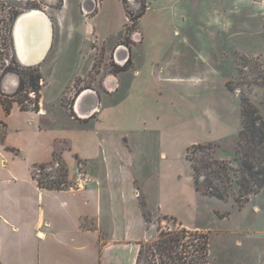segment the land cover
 Listing matches in <instances>:
<instances>
[{"label":"rangeland","instance_id":"rangeland-1","mask_svg":"<svg viewBox=\"0 0 264 264\" xmlns=\"http://www.w3.org/2000/svg\"><path fill=\"white\" fill-rule=\"evenodd\" d=\"M82 1L0 0V94L10 96L5 98L3 95L2 98L8 103H12V100L23 101L26 107L33 108L31 103L34 104L37 98L30 88L27 75L39 74L42 69L43 79L38 84L44 91L46 107L58 116L63 111L58 97L64 92L63 87H72L75 73L81 72V67L76 69L77 64L85 67V73L74 82V87H81L76 96L85 90H93L92 87H104L109 78L117 77L120 87L123 88L111 100L114 105L119 106L118 111L121 112H115L118 121L116 126L129 132L134 142L141 143L145 139L142 133L147 131V137L163 144L169 155L170 174L166 182L169 194L173 196L171 198L181 196L179 191L182 194L188 192L184 183L186 175L192 172L191 163L187 159L193 153L192 147L212 144L211 150L199 149L196 155L198 158L206 157L208 161L214 158L227 163L231 168L229 199L234 201L239 194L237 180L240 163L236 158V148L243 127L242 98H248L264 120L262 0H248L250 6L259 9L256 6L258 4L263 9V12L254 13L255 20L250 19L242 26L241 19H238L235 21L238 24H235L236 27L226 28L225 23L219 26V30L211 29L208 24L203 25L202 22L206 20H202L201 24L198 20L193 21L192 11L195 8L190 9L184 5L188 0L180 1L173 11L161 10L165 0L157 6L153 4L152 10L146 13L139 24L137 21L133 23L132 19L141 13L143 4L138 10L128 0L122 1L121 7L113 3V0H107L108 3L105 0L106 6L99 8L91 21L89 20L90 33L87 35L93 42L89 50L87 46L80 50H83L85 59L81 56L75 59L72 56L73 50L65 48L61 51L62 57L54 60L57 53L56 41L60 37L68 39L75 35L77 39L74 47L85 39L83 32L87 28V19L81 11ZM212 1L215 3L217 0ZM212 1L203 2L211 7ZM139 3L140 0H137L136 5ZM31 10L45 13L53 26V46L46 59L32 69L18 63L13 43L16 19ZM183 10L187 11L188 17L183 15ZM182 17L188 18L186 27L183 23V26L178 25L181 28L180 33L172 35V29L176 24H181ZM192 25L196 27L192 28ZM139 28L149 36L150 42L140 46L141 56L135 65L132 58L125 64H120L116 50L124 46L132 53L133 46H136L135 34L139 33ZM210 31H215L217 42H213L214 35ZM66 57H69L67 62ZM160 57L164 59L163 64ZM69 61L70 64L67 65ZM152 64L155 77L149 75ZM162 68L164 71H161ZM137 70H141L142 74L149 72L148 75L137 77L140 89L128 91L127 87L136 78L134 72ZM17 91L18 94H15ZM39 107L41 110V105ZM215 118L217 120H211ZM57 163L60 166L56 168ZM79 166L82 168L80 162ZM63 170L66 167L57 157L52 164L37 166L33 173L37 179L47 183L62 180ZM179 175L183 178L179 179ZM71 186H75V182L68 180L66 188ZM202 199L206 202L194 199L195 208L190 212L192 219L201 228L196 230L209 236V264L264 262V233L258 231L259 227H255L256 233L252 235L232 233L240 230L243 224L241 216L235 211L231 221L215 218L213 209L225 211L231 205H225L226 202L212 200L210 197ZM172 201L174 200L171 199V203ZM224 216L227 213L221 215L222 218ZM184 227L190 231L195 230L193 227L184 226L177 218L160 217L159 232L176 231ZM237 238L245 241L244 247L236 246ZM144 256L138 255L136 264H160L159 256H149L148 262Z\"/></svg>","mask_w":264,"mask_h":264},{"label":"crops","instance_id":"crops-1","mask_svg":"<svg viewBox=\"0 0 264 264\" xmlns=\"http://www.w3.org/2000/svg\"><path fill=\"white\" fill-rule=\"evenodd\" d=\"M122 1L113 0V3L121 7ZM128 1L138 10L141 4L145 6L138 24L152 10L153 4H162L159 3L162 0H140L139 5H136L137 0ZM180 1L185 0H165L161 10L173 11ZM203 1L188 0L184 5L195 8L193 21L206 20L202 24L216 30L225 23L226 28H234L238 19L244 26L250 19H256L255 12H263L258 4L260 10L250 6L248 0H217L215 3L211 0V7ZM95 2L96 8L89 15H85L81 7L87 19V28L83 32L85 39L74 47L75 35L68 39L60 37L56 41L54 60L62 57L61 51L65 48L73 50L75 59L80 56L85 59L83 50H80L86 46L89 50L93 42L87 35L90 33L89 20L99 8L106 6L105 0ZM183 11L188 17L187 11ZM185 17L172 29V35L180 33L179 26L186 27L188 18ZM138 31L132 53L124 46L116 50L125 49L129 54L126 61H119L120 64L132 58L135 65L141 56L140 46L150 42L147 34L140 28ZM210 32L214 35L213 42H217L215 31ZM137 35H140V41ZM160 60L163 64V57ZM77 65L76 69L81 67V72L75 73L72 87H63L65 90L58 97L63 109L61 115L56 116L46 107L43 89L40 111H23L15 100L7 103V111L0 101V264H136L140 245L158 240L160 217H174L184 226L201 230L190 211L195 208L194 199L206 202L202 198L207 196L196 190L192 167V172L184 176L188 192L182 194L179 191L181 196L171 198L166 182L170 174L169 155L163 144L147 137V131H143L145 139L141 143L134 142L129 132L116 126L115 112L119 106L111 100L123 88L119 78H109L104 87H92L93 90H85L76 96L81 87H74V82L85 73V67ZM151 70L149 75L155 77L153 64ZM141 72H134L136 78L127 87L128 91L140 87L137 77L148 75L147 71L145 74ZM84 93H88V97L77 108ZM89 108L91 110L87 112ZM57 157L68 170L69 181H75L81 163L88 180L84 188L59 191L39 186L33 170L54 163ZM171 199L174 200L172 203ZM222 202L230 204L231 208L225 211L213 209L215 218L231 221L236 211L243 220L240 230L232 233L252 235L256 233L255 227L264 233V189L251 196L243 207H239L236 200ZM224 213L227 216L222 218ZM244 242L235 239L238 247H244Z\"/></svg>","mask_w":264,"mask_h":264},{"label":"trees","instance_id":"trees-1","mask_svg":"<svg viewBox=\"0 0 264 264\" xmlns=\"http://www.w3.org/2000/svg\"><path fill=\"white\" fill-rule=\"evenodd\" d=\"M145 8V6H144ZM141 13L132 19L138 22L144 14ZM32 69V68H30ZM43 79L39 74H28L27 80L30 88L36 93L35 107H26L23 101L15 100L23 111H40L41 88L39 82ZM18 94V91L15 93ZM7 94H0V101L7 108ZM7 111L9 109L7 108ZM243 127L240 132L236 158L240 163V175L237 180L239 194L236 202L243 207L251 196L259 194L264 189V120L248 98H242ZM211 150L212 144L208 146L194 145L193 156L188 155L194 172V185L196 190L207 197L227 201L230 197L231 185L230 170L225 161L212 158L208 161L206 157L198 158L197 150ZM45 165H41L43 167ZM217 167L218 169H215ZM64 171V170H63ZM62 180L45 183L37 179L41 188L49 190H63V184L68 185V170L64 171ZM145 255L148 262L149 256H159L160 264H209V236L199 230L190 231L185 227L176 231H161L159 238L154 243H143L140 245L139 256Z\"/></svg>","mask_w":264,"mask_h":264},{"label":"bare ground","instance_id":"bare-ground-1","mask_svg":"<svg viewBox=\"0 0 264 264\" xmlns=\"http://www.w3.org/2000/svg\"><path fill=\"white\" fill-rule=\"evenodd\" d=\"M30 13L32 19L21 25L17 31V44L21 52L41 58L49 53L53 26L49 17L42 11L32 10Z\"/></svg>","mask_w":264,"mask_h":264},{"label":"water","instance_id":"water-1","mask_svg":"<svg viewBox=\"0 0 264 264\" xmlns=\"http://www.w3.org/2000/svg\"><path fill=\"white\" fill-rule=\"evenodd\" d=\"M81 7H82V10H83V13L85 15H89V14L94 12V10L96 8V2H95V0H84L82 5H81ZM31 19H32V15H31L30 12L23 13L16 19V21L14 23V27H13V43H14V50H15L16 58L18 60V63L22 67H25V68L36 67V66L40 65L47 57V55H46V56H43V57L39 58L38 55H33L31 53L30 54L29 53H23L18 48L17 37H16L17 31H18V29L20 28L21 25H23L25 22H27V21H29ZM137 40L138 41L141 40L140 35H137ZM51 47H52V45H51ZM36 56H38V57H36ZM121 56H123V57H121ZM128 56H129V54H128V52L125 49H123L120 52H117L118 61H120L121 59H123L121 61H126ZM91 94L92 93H90V95ZM87 97H88V93H84V94L81 95V97L79 98L78 104H77V108H78L80 102L82 103L84 98H87ZM95 106H96V104L93 105V108ZM89 110H91V108H89L87 110V112H90Z\"/></svg>","mask_w":264,"mask_h":264},{"label":"built area","instance_id":"built-area-1","mask_svg":"<svg viewBox=\"0 0 264 264\" xmlns=\"http://www.w3.org/2000/svg\"><path fill=\"white\" fill-rule=\"evenodd\" d=\"M261 4H262V6L264 8V0L261 1ZM34 94H35V92H34ZM31 105L33 106V108L35 107V104L31 103ZM40 105H41V102L39 103V106ZM59 166H60L59 163H57L55 165L56 168L59 167ZM50 170H52V168ZM87 181H88L87 180V176L85 175V173L82 171V168L80 167V169L77 172V177H76V179L74 181L75 182V186H71L70 188L71 189H73V188L82 189V188L85 187V182H87ZM61 186H62L63 190L70 189V188H66L67 187L66 184H63Z\"/></svg>","mask_w":264,"mask_h":264}]
</instances>
